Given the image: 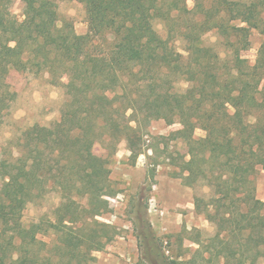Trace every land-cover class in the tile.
Here are the masks:
<instances>
[{
  "label": "trees",
  "instance_id": "trees-1",
  "mask_svg": "<svg viewBox=\"0 0 264 264\" xmlns=\"http://www.w3.org/2000/svg\"><path fill=\"white\" fill-rule=\"evenodd\" d=\"M21 1L18 20L14 0H0V104L11 96L3 83L11 70L67 77V99L58 120L25 129L0 159V264L94 261L118 234L97 218L120 192L111 179L117 145L125 139L137 157L142 127L160 118L182 126L173 133L189 146L185 184L203 179L215 188L204 209L218 228L212 241L221 264L264 258V200L256 188L264 163V42L253 64L242 54L251 28L264 33V0H194L193 8L186 0H77L86 9L84 34L58 24L61 0ZM155 17L165 21L167 38ZM212 29L225 37L230 57L203 45L201 35ZM176 38L185 41L186 58ZM180 78L190 82L182 92L174 89ZM197 127L204 136H194ZM97 144L107 155L94 152ZM52 188L63 197V223L25 225L23 209Z\"/></svg>",
  "mask_w": 264,
  "mask_h": 264
},
{
  "label": "rangeland",
  "instance_id": "rangeland-1",
  "mask_svg": "<svg viewBox=\"0 0 264 264\" xmlns=\"http://www.w3.org/2000/svg\"><path fill=\"white\" fill-rule=\"evenodd\" d=\"M250 3L252 0H237ZM186 6L193 8L195 1L186 0ZM59 22H70L75 31H88L86 9L77 0L59 1ZM24 3L14 0L11 13L23 20ZM154 27L167 38L168 28L162 17L154 18ZM233 24L244 25L236 20ZM112 38V36H109ZM250 45L242 51L243 56L253 64L264 42V33L251 28ZM203 45L213 47L221 58L231 56V49L225 45V37L216 29L201 35ZM175 47L186 58L185 41L174 39ZM68 78L53 77L47 71L34 69L11 70L3 83L9 86L11 96L0 104V159L8 152L9 142L15 141L21 133L38 123L51 125L61 117L67 99L64 83ZM174 89L182 92L190 82L184 78L175 81ZM131 111H128V116ZM254 121V117L250 118ZM136 125L135 122H132ZM182 126L176 118L153 119L142 127L141 153L135 157L125 139L117 145L112 163V185L120 192L110 197L111 208L97 218L117 227L118 234L102 250L95 251V260L90 264H221L217 249L212 241L218 231L215 222L208 219L204 205L212 194L213 186L200 179L191 185L185 184L182 161L189 146L173 132ZM205 131L197 127L195 137H202ZM98 154L107 151L97 144L93 148ZM256 188L258 198L264 200V163L258 166ZM5 177L0 175V195ZM196 198H201L200 209ZM63 200L61 191L52 188L43 196L28 203L22 211L21 221L28 225L41 218L62 224L64 214L58 210ZM138 205L141 206L138 210ZM203 209V210H202ZM147 210V211H145ZM150 223V227L147 223ZM45 240L50 237L42 236ZM231 264H235L231 261ZM255 264H264L261 257Z\"/></svg>",
  "mask_w": 264,
  "mask_h": 264
}]
</instances>
